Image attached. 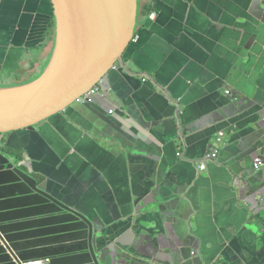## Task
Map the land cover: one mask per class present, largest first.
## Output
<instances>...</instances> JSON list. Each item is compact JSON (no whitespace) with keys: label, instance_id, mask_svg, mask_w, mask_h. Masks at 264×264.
Instances as JSON below:
<instances>
[{"label":"crops","instance_id":"0c3cea01","mask_svg":"<svg viewBox=\"0 0 264 264\" xmlns=\"http://www.w3.org/2000/svg\"><path fill=\"white\" fill-rule=\"evenodd\" d=\"M54 11L0 0L1 88L41 76ZM98 88L0 144L96 221L102 263L264 264V0H138L134 40ZM19 193L1 191L0 210L28 206L5 203Z\"/></svg>","mask_w":264,"mask_h":264},{"label":"water","instance_id":"95a60500","mask_svg":"<svg viewBox=\"0 0 264 264\" xmlns=\"http://www.w3.org/2000/svg\"><path fill=\"white\" fill-rule=\"evenodd\" d=\"M52 2L56 20L53 54L36 80L0 87V136L32 129L76 104L123 62L134 40L138 0ZM3 190L20 191L5 203L28 206L13 212L0 210V264L32 260L103 264L98 240L102 234L96 221L55 196L14 152L0 144V192ZM18 214L26 215L25 220L9 222ZM64 248L74 254L57 257Z\"/></svg>","mask_w":264,"mask_h":264},{"label":"built area","instance_id":"2783aa9c","mask_svg":"<svg viewBox=\"0 0 264 264\" xmlns=\"http://www.w3.org/2000/svg\"><path fill=\"white\" fill-rule=\"evenodd\" d=\"M156 18V13L152 12L150 14V19L151 20H155ZM100 93V89L94 88L91 89L89 92H87L83 97H81L79 100H77V103L82 104V105H89V104H94L97 95ZM228 96L230 95L229 92L226 93ZM114 112V110L110 111V114H112ZM226 137V133L225 132H220L217 135V138L214 140L213 142V146L212 149L210 151V153H208L205 157L206 161H210V162H214L217 161L220 155V151L221 148L224 146V140ZM255 162V169L256 171L260 172L262 171V169L264 168V161L261 158L256 159ZM206 170V165L205 164H201L199 166V171L200 172H204ZM28 264H40V262H32V263H28Z\"/></svg>","mask_w":264,"mask_h":264}]
</instances>
